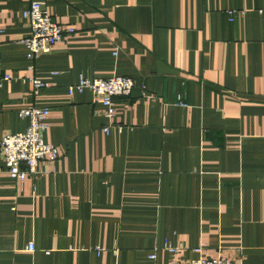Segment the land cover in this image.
<instances>
[{"label": "crops", "instance_id": "obj_1", "mask_svg": "<svg viewBox=\"0 0 264 264\" xmlns=\"http://www.w3.org/2000/svg\"><path fill=\"white\" fill-rule=\"evenodd\" d=\"M33 1L74 29L35 60ZM6 74L0 264H264V0H0ZM115 75L136 87L108 133L94 93L69 88ZM34 106L59 158L21 182L2 140Z\"/></svg>", "mask_w": 264, "mask_h": 264}, {"label": "built area", "instance_id": "obj_2", "mask_svg": "<svg viewBox=\"0 0 264 264\" xmlns=\"http://www.w3.org/2000/svg\"><path fill=\"white\" fill-rule=\"evenodd\" d=\"M24 15L31 20L32 33L23 41L27 45V56L35 60L52 51V46L63 40L67 32H74L73 28L65 30L62 24L53 19L45 3L33 1ZM12 76L6 74L0 77V88ZM35 93H38L45 83L39 79H32ZM136 87L133 77L115 75L109 78L89 79L81 77L76 85L70 86V93L90 90L105 106V116L109 122L105 126L106 132L112 130L124 131L125 126L115 124L117 96H130ZM180 104L186 105L180 100ZM24 118H28L29 126L24 132L7 134L2 140V151L5 166L10 175L21 182L38 174L41 171V162L48 160L55 162L59 158V149L56 145L45 141L44 134L48 128L50 109L48 107L34 106L21 111ZM29 250H34V245L29 244ZM176 252V249H171ZM154 255H152L153 257ZM172 264H232L225 258H199L189 262L173 260Z\"/></svg>", "mask_w": 264, "mask_h": 264}]
</instances>
